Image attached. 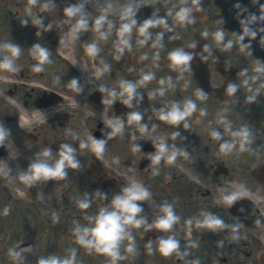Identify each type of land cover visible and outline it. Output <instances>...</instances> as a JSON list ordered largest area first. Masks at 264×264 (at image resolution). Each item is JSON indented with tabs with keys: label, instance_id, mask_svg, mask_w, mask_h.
<instances>
[{
	"label": "flooded vegetation",
	"instance_id": "obj_1",
	"mask_svg": "<svg viewBox=\"0 0 264 264\" xmlns=\"http://www.w3.org/2000/svg\"><path fill=\"white\" fill-rule=\"evenodd\" d=\"M158 1L159 3L156 0H37V4L28 11L27 0H0V44L12 43L21 48V55L15 62L18 71L0 72V125L10 132L3 143L8 169L12 174H21L45 147L51 148L54 155L63 143H69L76 149V156L81 164L78 170L69 169L65 180L35 185L36 189L48 196L60 191L55 204H50L54 214L59 215V222L52 221L50 225L56 238H74V222H86L85 215L75 214L74 187L83 189L85 186H98L96 182H101L107 173L105 168L109 166L120 176L119 186L125 180L128 181V177H131L132 182L149 186L152 201L148 222H153L159 214L161 202L156 189L160 190L159 194L163 196L164 202L173 204L181 217L172 233H161L155 229L150 231L161 237L174 235L180 242L181 253L187 255L165 258L158 251L149 254L147 242L143 238L148 231L136 229L133 230L136 243L139 241L137 235L140 230V248L143 252L146 251L147 257L140 262L135 258L133 264H192L197 260L199 264H264V193H260L255 187L264 186V183L253 177L256 174L264 182V88H261L264 75L259 80L252 81L250 78L256 75L253 72L256 60L251 54L241 51L238 42L230 51H221L212 39L214 32H208L214 42L210 44L201 35V22H195V38H188L186 27L177 24L174 19V13L179 7H172L170 0ZM130 2L139 6L135 16L137 28L145 19L162 17L167 19L172 30L162 27L150 29L152 37L147 45L141 47L137 44V30L134 28L131 51L126 50L122 58L116 61L113 57L116 55V32L122 22L120 11ZM80 3L87 13L89 30L80 33L78 39L73 41L69 34L70 25L65 23L67 18L64 16V9ZM109 3L112 4L109 20L114 27L105 41L100 40L94 31V21L101 9ZM45 4L50 7L45 9ZM170 10L172 15H169ZM206 11L210 13L209 9ZM37 19L42 22L35 23ZM161 31L164 32L163 47L153 49L152 41ZM229 39L236 41L231 34L225 32V42ZM93 42L100 49L95 58L89 57L85 51L86 45ZM200 42L210 49L206 51L205 64L199 65L196 71L201 75L203 85L206 84V73L208 74L210 91H203L207 94L205 101L196 98V91L202 89L191 73L173 71L167 58L168 53L176 48L194 49ZM34 44L48 48L51 53L52 63L45 65L42 73L32 71L36 63L31 55ZM193 44L194 48L191 47ZM157 52L159 60L154 59ZM219 52L223 54L220 55ZM143 55H147L148 59L141 60ZM2 59L0 56V60ZM219 62L228 67L229 77L231 71H234L233 83L239 85V88L233 96L227 95L228 85L219 72ZM104 65L109 66V71L97 78L96 70ZM191 66L195 69L192 61ZM245 69L247 74L241 76V71ZM149 71L154 72L156 78L137 89L138 95L131 108L121 102L122 97H118L111 106L102 103L107 98V92L101 91V88L115 89L118 92L120 81L137 82L142 74ZM169 76L172 77L174 87L167 88L165 85L167 90L164 96L157 94L154 99L150 98L149 93L161 87L159 80H166ZM73 78L78 80L81 87L78 94L68 87ZM244 79H249V87L253 91L260 89L253 103L247 101V96L253 93L243 85ZM187 99L197 103V111L187 121L189 128L185 129L183 124L170 126L158 120L160 109L169 108L174 101L182 105ZM202 110L206 113L203 116L200 115ZM132 111L142 113L141 123L148 126L146 134H141L136 125L127 123L128 114ZM221 115L231 123L232 131L241 127L249 129L252 141L248 145L250 151L239 152L237 144L230 155L220 153L219 144L233 140L225 131L224 125L217 123ZM116 119L124 122L123 132L109 138L111 129L107 121ZM153 125L156 126L155 129ZM213 129L221 133V140L211 138L209 133ZM69 131L72 135H69ZM174 132L179 133L175 139L172 137ZM93 137L106 141L103 159L96 160L90 148L79 147L82 141L90 144V138ZM160 140L166 141L170 148L175 145L177 149L186 151L188 157L179 156L172 166L162 161L159 166L160 174L153 176L151 156L156 151L155 143ZM133 145L139 146L140 152H133ZM114 158H118L119 163ZM240 186H244L248 194L238 201L250 198L253 193L259 207L247 209L242 203L233 207L222 203L223 195ZM203 212L218 216L229 226L240 224V239H230V228L222 231L196 228L195 219H201ZM189 218H193L190 231L184 223ZM151 242L155 249L156 242ZM193 244L196 246L193 247Z\"/></svg>",
	"mask_w": 264,
	"mask_h": 264
},
{
	"label": "clouds",
	"instance_id": "obj_2",
	"mask_svg": "<svg viewBox=\"0 0 264 264\" xmlns=\"http://www.w3.org/2000/svg\"><path fill=\"white\" fill-rule=\"evenodd\" d=\"M37 0H27V5L29 6L28 11H30L31 6H35ZM181 6L174 13L175 22L179 25H188L195 23V17L192 15L194 11H202L200 7L201 0H191V6H187L188 0H181ZM49 4H45L44 8L48 9ZM138 5L133 3L126 4L120 11V20L122 21L116 32V42H115V53L113 57L116 61H119L124 55L125 51H131L132 43L131 37L134 28L137 30V44L141 47L147 45L152 37L150 29L162 27L168 31L172 29L168 26V21L165 18H148L145 19L137 28V20L135 19L136 13L138 11ZM238 12V22L240 25V32L234 33L236 36V41L229 39L225 42V32L223 29H218L212 33V39L214 40L217 47L221 51H230L236 42L240 43L241 51H246L251 47V40L255 39L258 34V30L253 27L258 21L264 20V15L257 16L254 13H249L248 9L241 4L237 3L234 5ZM112 9V4L109 3L106 7L101 9L100 15L95 18L94 21V31L100 40H107L111 31L114 27L111 20H109V14ZM248 13L247 15H244ZM169 15H172L171 10ZM64 16L67 18L65 23L70 25V37L73 41L78 39L79 34L89 30V20L87 18V13L84 11V5L82 3L70 5L64 9ZM74 21V23H73ZM42 21L37 19L35 23L40 24ZM223 23V21H218ZM107 26V30H105ZM259 31H264V28L259 29ZM209 33L207 31L202 33V36L207 38ZM164 32L161 31L156 34L155 40L152 41L151 47L153 49L162 48ZM175 39L176 37H172ZM248 39V43H243L245 39ZM195 47V44L191 45ZM85 51L89 57L95 58L100 49L97 43L93 42L87 44ZM205 51H210L209 46L205 45ZM21 55V48L18 45L12 43L0 44V56L3 57L0 60V72L15 73L18 68L15 65L17 59ZM31 55L36 61L35 65L32 67L34 73H42L45 70V65L51 64V53L48 48L40 45L34 44L32 47ZM169 66L173 71L179 72L181 74L190 72L191 61L193 60V54L190 52H185L181 48H176L168 53ZM207 59V57H203ZM141 60L148 59L147 55L140 57ZM155 60H159L160 56L157 52L154 56ZM107 71H109V66L104 65L103 68H98L95 72L97 78L102 77ZM253 75L250 79L252 81H257L262 75H264V63L259 60L255 61ZM247 70H242L240 75L245 76ZM154 72H146L141 75L137 82H132L128 80H122L119 84V91L115 89L107 90L101 88V91L107 92V98H105L102 103L111 106L118 97H122L121 102L126 106L131 108L133 100L137 97V89L139 87L145 86L151 83L155 79ZM182 78V75H181ZM59 78L57 77V82ZM243 85L248 87V91L253 94L247 96L248 103L255 102L260 89L253 91L249 87V79H244L242 81ZM161 85L156 91L149 93V97L154 99L156 95L164 96L167 88L174 87L172 83V77H168L166 80L161 78L159 80ZM167 85V88L165 87ZM68 87L75 93L81 91V87L77 79L73 78ZM188 87V82L185 83V88ZM239 85L235 83H229L226 89L228 96H233L238 91ZM264 88V84L261 85ZM196 98L200 101H205L207 99V94L201 90H197ZM197 111V103L192 99H187L181 105L178 102H172L170 107L167 109H160L158 111V120L164 122L170 126H180L183 124L185 129L189 128L190 125L187 123L189 117ZM206 113L202 110L200 115H205ZM143 120V115L139 111H132L128 114L127 123L129 125H136L141 134H146L148 132V126L141 123ZM217 123L223 124L225 131L228 132L233 140L225 141L219 144V151L222 155H230L233 150L239 145V152L250 151L248 145L251 141V133L247 127H241L236 131L231 130V123L227 121L223 115H221ZM108 126L111 131L108 133L109 138H114L120 135L124 129V122L120 119L108 120ZM153 125V129H155ZM10 132L0 125V145L8 138ZM69 135H72L69 131ZM178 132L172 134L173 139L178 136ZM209 135L215 141L222 139L221 133L215 129L211 130ZM135 139V137H133ZM81 149L90 148L91 152L95 155L97 159H103L106 150V141L103 139L90 138V144L88 142L82 141L79 145ZM156 151L151 156V167L152 175L157 176L160 174V165L164 161L167 165L172 166L176 162L179 156L184 158L188 157V153L181 149H177L175 145L171 148L166 141L160 140L154 145ZM133 152H140V147L133 145ZM116 162L119 163L118 158ZM81 167L80 161L76 156V149L69 143H63L59 147V151L54 155L51 148L45 147L41 152L37 154V158L32 162L28 169L22 172L18 180L26 188H31L40 182L47 181H62L68 176V170H78ZM3 171L5 176L10 177V169H0ZM248 194L247 189L244 186H240L238 189L227 193L221 197L222 203L226 206L231 207L239 199L245 197ZM96 198L108 200L107 193H101L99 191L95 194ZM152 198L151 191L140 182H132L128 185L122 187V190L114 194L111 201L104 206L98 208V210L93 215H85V223L81 224L79 222H74L73 235L75 242L81 246L88 255H101L108 259V264H119L128 258L129 255H135L137 252L136 239L133 235V230L144 229V231L157 230L161 233H172L174 226L177 225L181 217L176 213L173 204L164 202L159 206V214L155 217L153 222H148L147 218L142 216L143 212L142 204L145 201H149ZM76 206L83 212H87L88 209L92 207V199L88 196L80 198L76 201ZM11 209L5 207L3 209L2 215H9ZM201 219H195L196 228H205L211 231H222L229 229L232 233L230 239L233 241L239 240L240 224L227 225L225 221L218 216L209 213H201ZM53 223L59 222V215L54 214L52 217ZM188 226L189 231L193 225V218H189L184 221ZM157 247L153 248V243H147V251L149 254H153L154 251H158L159 254L165 258H170L174 255L183 256L187 253H181L180 242L175 238L174 235L162 236L156 242ZM193 247L196 245L193 244ZM123 249V252H122ZM28 251V249L16 248L9 249V257L19 264L22 253ZM37 264H78L77 262V249L75 247L67 250V255L63 258L57 255H52L48 257H41L38 259ZM192 264H199V261H193Z\"/></svg>",
	"mask_w": 264,
	"mask_h": 264
},
{
	"label": "rangeland",
	"instance_id": "obj_3",
	"mask_svg": "<svg viewBox=\"0 0 264 264\" xmlns=\"http://www.w3.org/2000/svg\"><path fill=\"white\" fill-rule=\"evenodd\" d=\"M191 2L190 0H188V3ZM0 169H7L6 165L4 164V162H0ZM0 178H3L5 180H7V184H4L3 186H1V188H3V190L0 193V208L1 211L2 209H4L5 207H7V205H14L12 202H8V200H6V194L8 193L10 194L13 198H22L23 195L20 192L21 191V187L20 186H16L14 181H9V176H5L3 171H0ZM128 179H131V177H128ZM9 182V183H8ZM2 185V184H0ZM0 188V189H1ZM115 193V192H112ZM94 200H96L94 198ZM96 207L97 210L98 208L102 207L101 202H96ZM4 219H2L1 221H3ZM2 236V235H0ZM46 241V238L44 237V239L42 240V244L44 245ZM5 243V239L4 237L0 238V264H17V262L13 261L9 255H8V251L9 250H3L1 249V246ZM28 249V248H27ZM131 255H129L130 257ZM37 253L34 251L33 247L31 249H28V251H25L22 253V258L19 262V264H37Z\"/></svg>",
	"mask_w": 264,
	"mask_h": 264
},
{
	"label": "water",
	"instance_id": "obj_4",
	"mask_svg": "<svg viewBox=\"0 0 264 264\" xmlns=\"http://www.w3.org/2000/svg\"><path fill=\"white\" fill-rule=\"evenodd\" d=\"M246 2L247 0H222L220 4L221 11H222V15L220 19L223 21V23L221 24L229 27L235 33H239L241 30L239 22H238L239 10L237 9L238 11H236L234 9V5L239 3L243 6ZM244 42L248 43L247 41H244ZM250 48L258 57L264 60V47H255L251 44Z\"/></svg>",
	"mask_w": 264,
	"mask_h": 264
}]
</instances>
